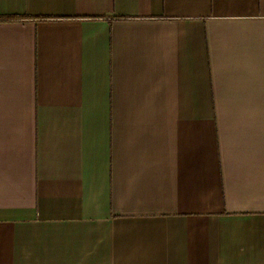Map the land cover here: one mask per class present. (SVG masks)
Instances as JSON below:
<instances>
[{
	"label": "crops",
	"instance_id": "obj_1",
	"mask_svg": "<svg viewBox=\"0 0 264 264\" xmlns=\"http://www.w3.org/2000/svg\"><path fill=\"white\" fill-rule=\"evenodd\" d=\"M0 264H264V0H0Z\"/></svg>",
	"mask_w": 264,
	"mask_h": 264
}]
</instances>
